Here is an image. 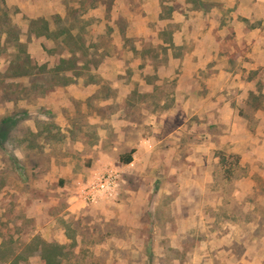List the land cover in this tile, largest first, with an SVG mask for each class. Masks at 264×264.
I'll list each match as a JSON object with an SVG mask.
<instances>
[{
    "label": "rangeland",
    "instance_id": "374dc122",
    "mask_svg": "<svg viewBox=\"0 0 264 264\" xmlns=\"http://www.w3.org/2000/svg\"><path fill=\"white\" fill-rule=\"evenodd\" d=\"M198 1L0 0V264H264V0Z\"/></svg>",
    "mask_w": 264,
    "mask_h": 264
},
{
    "label": "trees",
    "instance_id": "16d2710c",
    "mask_svg": "<svg viewBox=\"0 0 264 264\" xmlns=\"http://www.w3.org/2000/svg\"><path fill=\"white\" fill-rule=\"evenodd\" d=\"M189 1H193V2H198V0H189ZM42 22V25L38 26L36 29L31 28V32H35L36 36H46L48 38H53L54 41H56V43L58 45H61L63 48L67 49L68 52L74 54V56L77 54L78 51H80V49H83L85 42L81 39L80 35H74L73 32H71L72 29L70 28H60V29H51L49 26V23L47 21L44 20H39ZM71 26V25H70ZM8 33V32H7ZM6 33V34H7ZM12 33H8V35H11ZM63 36V37H62ZM1 35H0V40H1ZM17 40V42L20 41V37L17 36L15 38ZM80 40V41H79ZM165 51H167V49H165ZM61 63L59 66H57L58 69H68L69 64L65 65V63H67V61L62 58ZM25 75V74H24ZM135 153V150H131L128 153L125 154H121L119 156V162L122 165H129L133 162V154ZM231 155H235V153H230ZM46 245L44 247L43 253L45 258L47 259L46 264H54V259L53 257L55 256L53 254V251L51 252L50 247L47 248ZM10 264H13L10 262Z\"/></svg>",
    "mask_w": 264,
    "mask_h": 264
},
{
    "label": "built area",
    "instance_id": "2783aa9c",
    "mask_svg": "<svg viewBox=\"0 0 264 264\" xmlns=\"http://www.w3.org/2000/svg\"><path fill=\"white\" fill-rule=\"evenodd\" d=\"M119 174L107 169L99 175L93 176L81 192V198L86 203L109 200L117 195L119 187Z\"/></svg>",
    "mask_w": 264,
    "mask_h": 264
},
{
    "label": "crops",
    "instance_id": "0c3cea01",
    "mask_svg": "<svg viewBox=\"0 0 264 264\" xmlns=\"http://www.w3.org/2000/svg\"><path fill=\"white\" fill-rule=\"evenodd\" d=\"M114 142H112L113 144ZM112 146V145H111ZM115 150H117V146L114 147ZM78 202H79V205H84L86 204V202L83 200V198H79L78 199ZM98 202V201H97ZM97 202H94V203H97Z\"/></svg>",
    "mask_w": 264,
    "mask_h": 264
}]
</instances>
